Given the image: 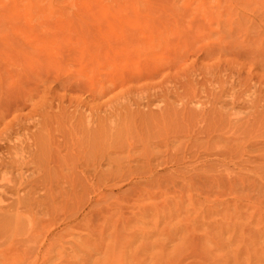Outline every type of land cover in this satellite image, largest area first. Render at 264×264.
I'll use <instances>...</instances> for the list:
<instances>
[{"label": "rangeland", "instance_id": "rangeland-1", "mask_svg": "<svg viewBox=\"0 0 264 264\" xmlns=\"http://www.w3.org/2000/svg\"><path fill=\"white\" fill-rule=\"evenodd\" d=\"M0 59L59 66L65 123L84 101L136 145L0 264H264V0H0Z\"/></svg>", "mask_w": 264, "mask_h": 264}, {"label": "bare ground", "instance_id": "bare-ground-1", "mask_svg": "<svg viewBox=\"0 0 264 264\" xmlns=\"http://www.w3.org/2000/svg\"><path fill=\"white\" fill-rule=\"evenodd\" d=\"M62 77L60 67L56 66L50 75L31 80L26 69L9 67L0 59V238L34 240L36 235L41 234V227L43 229L45 224L56 221L65 198L75 191L77 179L81 177L91 188L99 172L106 187L109 171L101 168L112 161V151L135 145L131 138H126L125 143L113 141L111 116L107 109L102 110L101 115V112H96L97 109L94 111L87 107L84 101L68 100V109H73L68 114L73 118L76 113L83 118L78 119L76 124L65 123ZM83 78L86 77L74 75L68 80L79 84L84 82L80 81ZM167 80L165 82H169V78ZM192 89L186 91L185 96H195L196 88ZM87 90L95 99L97 94L105 93L109 88L101 86L98 91L93 87ZM85 107L89 109L87 115L80 112ZM61 236L57 234L52 239H60ZM43 237L51 244L47 235ZM41 248L37 247V254L42 252ZM47 252L42 254L44 260L49 257Z\"/></svg>", "mask_w": 264, "mask_h": 264}]
</instances>
